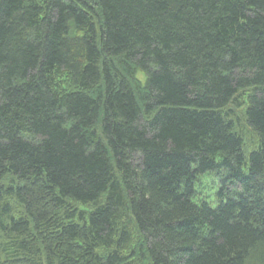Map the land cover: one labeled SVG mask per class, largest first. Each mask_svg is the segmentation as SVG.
<instances>
[{"label": "trees", "instance_id": "obj_1", "mask_svg": "<svg viewBox=\"0 0 264 264\" xmlns=\"http://www.w3.org/2000/svg\"><path fill=\"white\" fill-rule=\"evenodd\" d=\"M0 264H264V0H0Z\"/></svg>", "mask_w": 264, "mask_h": 264}, {"label": "rangeland", "instance_id": "obj_2", "mask_svg": "<svg viewBox=\"0 0 264 264\" xmlns=\"http://www.w3.org/2000/svg\"><path fill=\"white\" fill-rule=\"evenodd\" d=\"M194 190L199 198H202L211 206L215 207L217 205L219 179L215 173L209 172L198 176L194 184Z\"/></svg>", "mask_w": 264, "mask_h": 264}]
</instances>
